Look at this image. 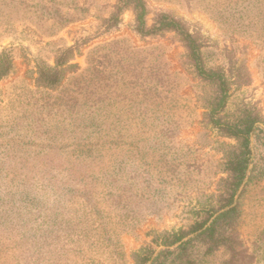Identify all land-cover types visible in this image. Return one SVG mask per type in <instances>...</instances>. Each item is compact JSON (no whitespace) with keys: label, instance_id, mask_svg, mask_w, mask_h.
I'll use <instances>...</instances> for the list:
<instances>
[{"label":"trees","instance_id":"16d2710c","mask_svg":"<svg viewBox=\"0 0 264 264\" xmlns=\"http://www.w3.org/2000/svg\"><path fill=\"white\" fill-rule=\"evenodd\" d=\"M36 1L32 5L30 0H0V13L12 7H28V13L33 15L28 21L36 20V25L52 22L59 29L90 16V11L78 3L70 13L69 9L63 11L64 0ZM113 8L106 21L108 26L118 25L124 13L130 11L134 16L133 30L140 38L165 33L177 36L195 78L213 88V95L205 102L209 123L221 137L234 142L222 162L225 177L221 179L219 205L194 212L189 227L157 237L132 253L130 261L133 264H264V228L257 231L251 247L240 231L243 215L240 199L251 187L264 188V127L259 125H264V118L251 107H245L232 120L227 118L231 79L224 69L206 65L204 41L185 22L165 12H158L150 19L147 0H115ZM82 47L75 43L59 48L53 66L39 65L35 89H27L22 101H18L20 114L7 125H0V264H14L4 262L8 257H15V263L20 264L28 252L40 254L58 249L57 235L66 232L67 227L52 223L51 212L42 213L43 209H49L45 201L53 200V209H66L73 194H77L84 204L100 209L103 202L98 198L102 188L104 202L109 207L128 206L132 199L128 197L124 201L123 192L131 193L132 186L119 179V153L114 154L111 171L103 169L105 147L101 142L109 133L117 140L121 138L126 126L124 117L128 122L144 126L155 121L165 123L167 114L163 110L171 89L167 84L168 73L157 60L155 50L139 49L126 39H113L89 52L87 67L79 72L81 68L75 60L83 56ZM14 70L11 51L4 50L0 54V82L10 78ZM68 79L70 86H64ZM125 100L131 104L129 111L114 108ZM65 135L70 138V154L74 152L70 178L74 170L79 179L84 174L88 187L82 186L86 180L75 187L71 179L63 180L60 174L52 173L54 162L47 156L62 151L59 144ZM47 164L49 168L41 181H37L29 169L36 172L38 168L43 174V166ZM243 185L240 199L235 203ZM42 217L47 222L46 230L37 225ZM87 236L83 234V238ZM11 251L14 256H10ZM123 259L127 264L124 256Z\"/></svg>","mask_w":264,"mask_h":264},{"label":"rangeland","instance_id":"374dc122","mask_svg":"<svg viewBox=\"0 0 264 264\" xmlns=\"http://www.w3.org/2000/svg\"><path fill=\"white\" fill-rule=\"evenodd\" d=\"M33 1L37 3L30 0L29 4L33 5ZM75 3L90 11V16L62 29L52 22L36 25V20L28 21L33 16L28 7H12L0 13V54L10 50L15 66L14 74L0 82V125H7L20 114L18 101H22L27 89H35L37 67L42 63L53 66L59 48L75 43L84 47L83 56L75 60L82 72L87 67L89 52L113 39H126L139 49L155 50L157 60L168 73L167 84L171 89L163 110L167 116L165 123L155 121L148 126L128 122L124 117L126 126L121 138L117 140L109 133L101 142L105 147L103 169L111 171L114 154L119 153V179L132 186L131 193L123 192L124 201L132 199L130 204L124 208L109 207L102 188L98 198L103 202L100 209L84 204L77 194H73L66 209H53V200L45 201L49 209H43L42 213L51 212L52 223L62 224L67 230L57 235L56 251L28 252L20 264H125L123 256L127 264H133L132 253L165 233L189 227L194 212L201 208L219 205L221 179L225 177L222 162L234 142L221 137L209 123L205 102L213 95V88L195 78L187 52L175 34L140 38L133 30L134 16L130 11L124 13L118 25L108 26L106 21L114 11L115 0H64L63 11L69 9L73 13ZM147 3L150 19L165 12L185 22L204 41L206 65L226 71L232 82L225 110L229 120L238 117L245 107L253 108L264 118V0H147ZM66 85L70 86V79ZM116 107L129 111L131 104L125 100ZM259 125L264 127L262 123ZM68 137L61 139V152L47 156L54 162L52 173L60 174L63 180L71 179L75 187L86 180L82 186L88 187L84 174L79 179L74 170L70 178L74 152L70 154ZM49 166H43V171ZM29 171L37 181L46 173L42 174L38 168L37 173ZM243 189L244 185L236 194L235 203ZM240 201L243 209L240 231L251 247L257 231L264 228V188L251 187ZM44 220L42 217L37 225L46 230ZM13 252L10 256H14ZM11 261L19 264L15 263V257L4 260Z\"/></svg>","mask_w":264,"mask_h":264},{"label":"water","instance_id":"95a60500","mask_svg":"<svg viewBox=\"0 0 264 264\" xmlns=\"http://www.w3.org/2000/svg\"><path fill=\"white\" fill-rule=\"evenodd\" d=\"M238 197V196H237ZM237 197H236V200H237Z\"/></svg>","mask_w":264,"mask_h":264}]
</instances>
